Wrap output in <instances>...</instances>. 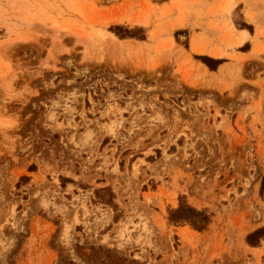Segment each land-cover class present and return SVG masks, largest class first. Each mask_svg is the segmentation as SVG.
<instances>
[{
	"label": "rangeland",
	"instance_id": "374dc122",
	"mask_svg": "<svg viewBox=\"0 0 264 264\" xmlns=\"http://www.w3.org/2000/svg\"><path fill=\"white\" fill-rule=\"evenodd\" d=\"M3 1L0 264H264V28L247 61L233 0L216 39L196 0ZM180 197L206 231L168 222Z\"/></svg>",
	"mask_w": 264,
	"mask_h": 264
},
{
	"label": "trees",
	"instance_id": "16d2710c",
	"mask_svg": "<svg viewBox=\"0 0 264 264\" xmlns=\"http://www.w3.org/2000/svg\"><path fill=\"white\" fill-rule=\"evenodd\" d=\"M242 28H246L252 32L251 25L244 23L242 24ZM109 31L121 39L126 37H138L143 39V36H137L136 34L132 33V31L119 25L110 26ZM241 49H248V43L242 46ZM194 58L201 61L210 70H216L218 65L225 61V59H215L206 55H195ZM24 178L26 177H21V179ZM261 190H264V175L261 181ZM100 191H105L107 194L106 197L102 198V202L114 206L112 202V192L108 188L100 189ZM167 220L169 223L176 225L187 224L190 228L202 232L208 229V226L212 221V214H210L206 209H197L191 206L183 199V197H180L178 206L168 210ZM261 238H264V226L249 232L245 237V242L247 245L253 247L259 244Z\"/></svg>",
	"mask_w": 264,
	"mask_h": 264
},
{
	"label": "crops",
	"instance_id": "0c3cea01",
	"mask_svg": "<svg viewBox=\"0 0 264 264\" xmlns=\"http://www.w3.org/2000/svg\"><path fill=\"white\" fill-rule=\"evenodd\" d=\"M226 1L227 0H196L195 1V2H200L199 9L203 13V18L201 19L202 24L199 25L200 28H198V25H197L196 26L197 29L194 30V34L200 35L201 33H203L209 39H216L217 38V36L220 34V32L215 30V29H212L211 23H214V22L219 23V22H222L223 19H222L220 13H218L219 15L215 16V15H211L210 12L216 6V4H218L220 2H226ZM0 2H4V1L0 0ZM233 2H236V3H235V6H234L232 12L235 10L236 7H240L241 8L240 10L242 12V15H243L245 22L252 24L254 27L252 33H250L247 29H244L247 31L248 37L243 41L242 44H240L239 46H236L234 48V52H236L238 55H248L249 59L247 61L254 60L256 57L261 58V56H262L261 52L257 53L256 56L253 53V46L255 44V38H253V37H255V29H256L255 25L256 24H259V26L261 28H264V0H233ZM232 12H231V15H232ZM247 12L253 16V21L247 18V16H246ZM230 19L232 21V16H230ZM183 28H186V26H184ZM238 31H242V29H238ZM261 37H258V40L264 42V37H262V38ZM246 42H249V48L248 49L236 50V48L243 46ZM227 52H229V50ZM192 54H197V53L190 52L191 56H192ZM198 55H206V54H198ZM206 56H209V55H206ZM209 57H211V56H209ZM224 63H227V62H224ZM209 71H210V73H216L217 70H215V71L209 70Z\"/></svg>",
	"mask_w": 264,
	"mask_h": 264
},
{
	"label": "bare ground",
	"instance_id": "6f19581e",
	"mask_svg": "<svg viewBox=\"0 0 264 264\" xmlns=\"http://www.w3.org/2000/svg\"><path fill=\"white\" fill-rule=\"evenodd\" d=\"M99 35H101V37H104L103 34H100V33H99ZM107 36H108V34H107ZM110 36H112V35H109V37H110ZM81 37H84V36L81 35ZM88 38H89V37H88ZM110 38H111V37H110ZM112 38H113V37H112ZM85 39H86V38H85ZM89 40H90V39H89ZM86 41H87V39H86ZM203 68H204V67H203ZM204 70H205V69H204ZM10 79H11V80H10ZM13 79H14V78H9L10 81H8V82L6 81V79H3V80L6 81V82H4V83H5V86L3 85V86L5 87L6 90L11 89V91H12V90L15 89V87H14L13 85H14V84H17L18 82L16 81V79H15V80H13ZM26 82H27V80H26V79H23V80L21 81V83L19 84V86H20L21 88L24 87V86H26V85L28 84V83H26ZM21 85H23V86H21ZM13 87H14V88H13ZM17 87H18V86H17ZM17 87H16V88H17ZM18 88H19V87H18ZM21 88H20V89H21ZM24 89H25V87H24ZM14 91H16V90H14ZM12 92H13V91H12ZM4 103H5V102H4ZM10 103H11V101H10L9 103H5V104H3V105H5V110L9 111L10 108L8 109V107H9ZM10 110H12V109H10ZM18 111H19V110H18ZM10 113H11V112H10Z\"/></svg>",
	"mask_w": 264,
	"mask_h": 264
}]
</instances>
